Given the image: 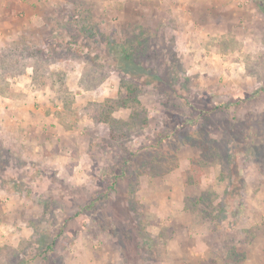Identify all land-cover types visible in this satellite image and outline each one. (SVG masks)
<instances>
[{
	"label": "rangeland",
	"instance_id": "374dc122",
	"mask_svg": "<svg viewBox=\"0 0 264 264\" xmlns=\"http://www.w3.org/2000/svg\"><path fill=\"white\" fill-rule=\"evenodd\" d=\"M0 264H264V0H0Z\"/></svg>",
	"mask_w": 264,
	"mask_h": 264
},
{
	"label": "trees",
	"instance_id": "16d2710c",
	"mask_svg": "<svg viewBox=\"0 0 264 264\" xmlns=\"http://www.w3.org/2000/svg\"><path fill=\"white\" fill-rule=\"evenodd\" d=\"M133 45V48L134 49H132L131 48V46L128 48V47H123L122 48V50L120 51V53L122 54V55H124L126 58H128V59H133V57H134V55H135V52H137V48H136V46L134 45V44H132ZM137 45V44H136ZM14 188H16V187H14ZM50 247V246H49Z\"/></svg>",
	"mask_w": 264,
	"mask_h": 264
}]
</instances>
